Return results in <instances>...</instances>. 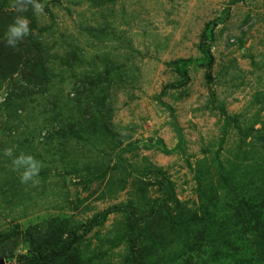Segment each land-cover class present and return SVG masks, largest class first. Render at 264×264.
<instances>
[{
	"label": "rangeland",
	"instance_id": "1",
	"mask_svg": "<svg viewBox=\"0 0 264 264\" xmlns=\"http://www.w3.org/2000/svg\"><path fill=\"white\" fill-rule=\"evenodd\" d=\"M41 2L21 13L22 63L0 79V259L34 264L72 241L77 264H187L168 240L174 197L187 223L209 217L192 264H254L234 207L264 195V0ZM9 147L42 162L37 186Z\"/></svg>",
	"mask_w": 264,
	"mask_h": 264
},
{
	"label": "trees",
	"instance_id": "2",
	"mask_svg": "<svg viewBox=\"0 0 264 264\" xmlns=\"http://www.w3.org/2000/svg\"><path fill=\"white\" fill-rule=\"evenodd\" d=\"M10 13H3L1 7H0V79L4 78L6 75L13 73L17 67L22 63L23 55H22V48L21 43H19L17 49H12L10 47L6 46L5 39H4V31L7 28V24L11 21L9 19ZM21 15V13H20ZM205 41H202L199 43V48L202 50V52L205 55L204 60H207L206 64H202L203 68H205L206 76L208 82L213 80L212 74H211V68L213 63V56L208 47L205 45ZM191 60L183 59L182 60V70H184V66L189 63ZM32 77L35 76V71L32 69V72L30 73ZM185 82V79L183 81H180L179 85L183 84ZM171 124L175 128V132L177 134L178 138V145L182 142V135H181V128L176 122L175 115L171 114ZM167 151L166 149H164ZM263 154L264 150L262 149ZM201 163V162H200ZM202 164H200V170L199 173L203 174L201 171ZM206 179L208 184H206L204 187H202L201 195L207 196V194H210V186L212 188L216 183H214L213 178L207 180V175H203ZM235 178V177H234ZM210 185V186H209ZM223 187V186H222ZM170 191L172 192L173 189L170 186ZM175 200L174 204L178 208V212L172 215V217L178 218V229H175V222H173V218L171 217L168 219L167 227L170 234L169 237V243L172 244L173 242L177 243L178 248L176 247V251H178L177 258L180 263H187L192 264V255L193 252V246L194 244H197L198 242L202 241L204 239V235L200 233L201 230L199 227H202L205 225V219H208L209 217L203 213L202 217L199 219L200 222H197L193 224L192 222L187 223L186 220H183V211L180 208L177 200L173 197ZM217 199V198H215ZM236 209V212H240L245 217H243L240 220L241 227L243 226V230L246 233H250L252 237V248L250 250V260H254V264H264V195L259 198H253L250 196L247 197H241V200L239 203L234 207ZM244 209V211H243ZM217 211L216 216L220 213H224L225 209L221 208L220 210L215 208ZM244 212V213H243ZM167 212L165 213V216H167ZM170 216V215H169ZM215 216V217H216ZM146 223L147 226H152L153 222L151 223L152 217L146 216ZM185 223H184V222ZM219 221L214 220L213 223L210 222V225L217 226ZM194 231H196L194 233ZM72 244V241H69L65 246L54 253H43L40 249H35L31 252L33 259L31 262L34 264H77L73 259V256H71L72 252H70V245ZM38 248V247H36ZM163 249L165 247L163 246ZM241 253V252H240ZM239 253V254H240ZM185 254V256H183ZM19 261H26L29 260L27 255H19L17 258ZM204 264V263H202Z\"/></svg>",
	"mask_w": 264,
	"mask_h": 264
},
{
	"label": "clouds",
	"instance_id": "3",
	"mask_svg": "<svg viewBox=\"0 0 264 264\" xmlns=\"http://www.w3.org/2000/svg\"><path fill=\"white\" fill-rule=\"evenodd\" d=\"M10 7L17 13H26L31 9L34 15H40L44 12L45 5L41 0H13ZM31 31L29 18L25 15H16L5 32L6 46L17 49L19 43L29 36ZM3 155L11 158V171L18 174L21 184L31 183L33 186L39 184L38 177L43 165L35 156L23 152L15 155L10 147L3 150Z\"/></svg>",
	"mask_w": 264,
	"mask_h": 264
},
{
	"label": "water",
	"instance_id": "4",
	"mask_svg": "<svg viewBox=\"0 0 264 264\" xmlns=\"http://www.w3.org/2000/svg\"><path fill=\"white\" fill-rule=\"evenodd\" d=\"M0 264H5L4 259H0Z\"/></svg>",
	"mask_w": 264,
	"mask_h": 264
}]
</instances>
